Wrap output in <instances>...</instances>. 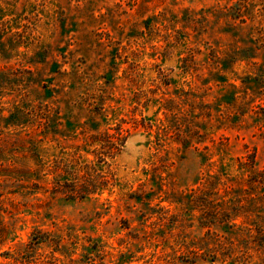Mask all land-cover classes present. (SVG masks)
I'll use <instances>...</instances> for the list:
<instances>
[{
  "label": "rangeland",
  "instance_id": "374dc122",
  "mask_svg": "<svg viewBox=\"0 0 264 264\" xmlns=\"http://www.w3.org/2000/svg\"><path fill=\"white\" fill-rule=\"evenodd\" d=\"M0 264H264V0H0Z\"/></svg>",
  "mask_w": 264,
  "mask_h": 264
},
{
  "label": "trees",
  "instance_id": "16d2710c",
  "mask_svg": "<svg viewBox=\"0 0 264 264\" xmlns=\"http://www.w3.org/2000/svg\"><path fill=\"white\" fill-rule=\"evenodd\" d=\"M87 193L86 194H89V193H91L92 191H86ZM93 193V192H92ZM83 196H85V195H83ZM74 197H76V196H74Z\"/></svg>",
  "mask_w": 264,
  "mask_h": 264
}]
</instances>
